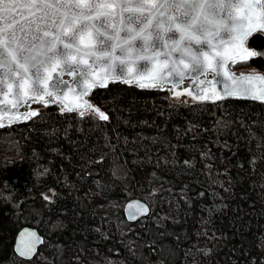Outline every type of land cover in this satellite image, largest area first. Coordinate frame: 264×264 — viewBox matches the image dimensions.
I'll use <instances>...</instances> for the list:
<instances>
[{
  "label": "trees",
  "instance_id": "trees-1",
  "mask_svg": "<svg viewBox=\"0 0 264 264\" xmlns=\"http://www.w3.org/2000/svg\"><path fill=\"white\" fill-rule=\"evenodd\" d=\"M232 68L264 72V56ZM89 99L107 121L35 105L0 129V264H264V103L125 83ZM130 199L148 215L128 222ZM25 226L43 237L29 260L13 251Z\"/></svg>",
  "mask_w": 264,
  "mask_h": 264
},
{
  "label": "snow or ice",
  "instance_id": "snow-or-ice-1",
  "mask_svg": "<svg viewBox=\"0 0 264 264\" xmlns=\"http://www.w3.org/2000/svg\"><path fill=\"white\" fill-rule=\"evenodd\" d=\"M256 33L257 39L264 38V0H0V105L10 102L18 109L33 100L48 107L45 97H52L63 104L61 113L84 108L107 121L104 111L80 97L107 88L109 82L147 89L172 77L178 86L186 76L199 80L208 72L215 74L222 91L206 95L213 82L204 81L206 89L194 99L236 97L264 103V90L225 82L234 79L227 64L237 61V49L245 57L264 55L245 46ZM64 75L72 77L71 84ZM69 92L75 94L74 104L65 102ZM8 112L0 107V121ZM39 114L17 112L16 120ZM128 208L148 211L142 204ZM130 215L135 218L136 213Z\"/></svg>",
  "mask_w": 264,
  "mask_h": 264
},
{
  "label": "water",
  "instance_id": "water-1",
  "mask_svg": "<svg viewBox=\"0 0 264 264\" xmlns=\"http://www.w3.org/2000/svg\"><path fill=\"white\" fill-rule=\"evenodd\" d=\"M17 18L18 19L21 18L19 16V13H17ZM9 19H11V17H9ZM249 38H248V40H249ZM248 40H247L245 46L250 51H253V49L248 44ZM249 58H251V57L243 56V54L240 53L239 50L237 49V61L235 63L247 60ZM235 63H233L230 60L228 62V64H227V70H228L229 73H231V75H232V77L234 79L231 80V81H225L226 83H228L230 86L236 87V88L249 87V88H253V89L257 90V91L264 90V80L248 81V80H243L242 79V77H246V76H253V77L259 76V77L264 78V72H261V71H257V72H236L232 68V66ZM126 71H127V69H126ZM134 71H135V69H133V72ZM101 75H103V73H101ZM63 79L69 81L70 84L72 83V77H70L68 75H64ZM146 79L147 78H145V80ZM216 79L217 78H216V76H215V74L213 72H208L206 75L200 76L199 80H194V79L186 76L183 80L180 81L179 85L176 86V85L173 84V78L172 77H167L165 82H164V84L162 86L161 85H157L156 87L147 88V89H169L170 92H171V94H170L171 98L174 101L185 100V101L190 102V103H210V102L212 103V102H218V101H221V100H217V99H214V98L213 99L201 100V99H194L193 96L196 95L199 92V90L206 89V86L203 83L204 81H212L213 82V86L206 89V91H205L206 95L213 96L214 92H216V93L221 92L222 88H223V85H216L215 84ZM116 83H121V82H116ZM109 84H112V83L109 82ZM129 85L136 86L135 83H132V84H129ZM136 87H138V86H136ZM95 89H99V88H94V89L90 90L87 95H84V96L80 97V101L81 102L87 101V102H89V103L94 105V103L89 99V95ZM76 91L78 92L79 90L77 89ZM189 92H192V94L190 95ZM176 93H181V95L177 97ZM74 95L75 94L73 92H69L68 93L69 99L67 101H65V102L74 104L75 101L72 99V97ZM0 99H4V98L0 97ZM45 99L46 100L47 99H51L53 104L58 105L60 108L63 107V104L59 103L57 100H54V98H52V97H45ZM225 99H243V98L225 97L222 100H225ZM7 100L11 101L12 97H8ZM245 100H251V99H245ZM30 102H37V101L28 100L26 103L21 104V106L18 109H13L11 107V103L10 102L7 103V105H0V107H5L6 106L9 109L8 114L0 122H3L5 126H8V125H11V124L21 123V122L27 121L28 119L27 120H23V119L16 120V114L18 112L19 114L22 115L24 113L30 112L31 110H34V109H27V104L30 103ZM81 111H85V109L84 108H80V109H78L76 111H73V112L80 113ZM65 112H67V111H65ZM87 112L93 113L90 110L85 111V113H87ZM93 114H95V113H93ZM9 119L16 120V122L10 124L9 123ZM129 204H133V205L142 204L148 209V211L146 213L140 214L137 211V209H135V208L129 209L128 208ZM123 213H124L125 219L128 222L132 223V222L138 221L141 218L146 217L148 215V213H149V207H148L147 203L142 201V200L130 199L124 204ZM130 213H136L135 218H132ZM32 234H34V235H32ZM42 243H43V237L39 234V232L35 228L25 226V227H22L17 232V234L15 236L14 243H13V251H14V253H15V255L17 257H19L21 259H24V260H29V259L33 258L36 255V253H37L39 247L42 245ZM21 251L24 252L25 255H21Z\"/></svg>",
  "mask_w": 264,
  "mask_h": 264
},
{
  "label": "rangeland",
  "instance_id": "rangeland-1",
  "mask_svg": "<svg viewBox=\"0 0 264 264\" xmlns=\"http://www.w3.org/2000/svg\"><path fill=\"white\" fill-rule=\"evenodd\" d=\"M253 51H255V50H253ZM258 53H264V50L261 52H258ZM262 56H264V55H262ZM236 72H257V70L254 68H243V69L238 70ZM166 90L169 92V94H171L169 89H166ZM49 104H53L52 100L48 101V105ZM29 105H31V108H29ZM35 105H43V102H30L27 104V109H36L37 110V107Z\"/></svg>",
  "mask_w": 264,
  "mask_h": 264
},
{
  "label": "bare ground",
  "instance_id": "bare-ground-1",
  "mask_svg": "<svg viewBox=\"0 0 264 264\" xmlns=\"http://www.w3.org/2000/svg\"><path fill=\"white\" fill-rule=\"evenodd\" d=\"M51 99H47V101H50Z\"/></svg>",
  "mask_w": 264,
  "mask_h": 264
}]
</instances>
